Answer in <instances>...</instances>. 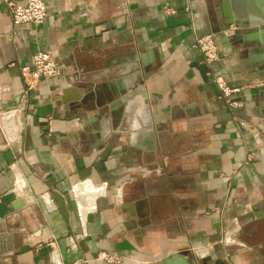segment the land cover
<instances>
[{"label": "crops", "instance_id": "1", "mask_svg": "<svg viewBox=\"0 0 264 264\" xmlns=\"http://www.w3.org/2000/svg\"><path fill=\"white\" fill-rule=\"evenodd\" d=\"M44 2V22L14 26L0 0V264H159L182 250L186 262L264 264V54L221 32L233 20L258 37L264 0ZM208 34L260 137L218 98L193 46ZM38 50L62 72L27 89L19 65ZM110 82L129 85L125 106Z\"/></svg>", "mask_w": 264, "mask_h": 264}, {"label": "built area", "instance_id": "2", "mask_svg": "<svg viewBox=\"0 0 264 264\" xmlns=\"http://www.w3.org/2000/svg\"><path fill=\"white\" fill-rule=\"evenodd\" d=\"M4 3L8 8L14 26H20L25 23L40 24L47 17V6L44 0H26L23 4L13 0H4ZM193 46L199 49L204 57V61L210 67L213 81L219 90L218 98L233 111V120L239 125L249 127L260 137L261 132L257 125L241 119L236 114L237 109L242 106V101L239 97L241 87L230 86L220 72L212 66V63L219 58V45L214 34L195 38ZM19 70L27 89L34 87L41 78L57 77L62 72L61 65L56 60L54 54L51 51L45 50L35 51L28 62L19 65ZM99 189L97 186L89 185V189H85V196L88 195L90 198H94L95 194L98 195ZM46 198H44L45 204L48 208L52 209L54 207L53 199L49 196H46ZM81 210L85 213L89 210V205L82 206ZM97 259L110 263H120L123 257L107 251H101L98 253Z\"/></svg>", "mask_w": 264, "mask_h": 264}, {"label": "water", "instance_id": "3", "mask_svg": "<svg viewBox=\"0 0 264 264\" xmlns=\"http://www.w3.org/2000/svg\"><path fill=\"white\" fill-rule=\"evenodd\" d=\"M234 21L232 20L231 22H229L228 27H223L221 32H222V37H224L223 39H227L230 41H233L234 44L238 47V48H247L243 46V42L245 40H250L252 41V44L250 45L251 48H253L254 50L258 49V48H262L263 49V54H264V25L260 28V32H259V36L258 37H254L252 39H245V37H243V35L241 34V29H229V25L232 24ZM240 28V27H239ZM259 30V29H257ZM229 31L230 33L228 35H226L224 32ZM227 36V37H226ZM137 57H133L130 59H127L129 66L128 68L124 69L123 72H129L132 68H134L135 66L138 65V61H137ZM260 66H262V68H264V57L262 62L260 63ZM138 71H134V73L136 74ZM133 73V74H134ZM79 78H81L78 75H74L73 79L74 81L79 80ZM112 85H114L113 82H110ZM119 87V88H118ZM116 87L115 85L113 86V90L107 89L108 90V95L109 97H113L116 98L118 97L120 94H124L125 96L123 97V100L120 101V105L122 103H125L127 99H129V94H128V87H126L125 85L119 84V86ZM97 92V88L94 91L91 88H88V90L86 91V97L84 98L83 102H86L94 93ZM264 211V210H263ZM261 216H264V212H262ZM187 251L186 250H182L179 252H175V253H171L169 256L165 257L159 264H203L201 259L198 256H194V257H190L188 262H186L184 256H187Z\"/></svg>", "mask_w": 264, "mask_h": 264}, {"label": "bare ground", "instance_id": "4", "mask_svg": "<svg viewBox=\"0 0 264 264\" xmlns=\"http://www.w3.org/2000/svg\"><path fill=\"white\" fill-rule=\"evenodd\" d=\"M85 188H86V189H89V185H88V184H86Z\"/></svg>", "mask_w": 264, "mask_h": 264}, {"label": "rangeland", "instance_id": "5", "mask_svg": "<svg viewBox=\"0 0 264 264\" xmlns=\"http://www.w3.org/2000/svg\"><path fill=\"white\" fill-rule=\"evenodd\" d=\"M125 104H126V102H125V103H122L121 106L123 107V106H125ZM260 132H261V131H260ZM261 134H262V133H261Z\"/></svg>", "mask_w": 264, "mask_h": 264}]
</instances>
